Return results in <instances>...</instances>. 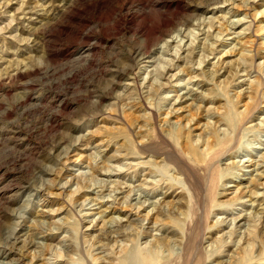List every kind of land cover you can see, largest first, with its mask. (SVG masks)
Returning <instances> with one entry per match:
<instances>
[{"label": "rangeland", "instance_id": "rangeland-1", "mask_svg": "<svg viewBox=\"0 0 264 264\" xmlns=\"http://www.w3.org/2000/svg\"><path fill=\"white\" fill-rule=\"evenodd\" d=\"M98 1L0 0V264H264V0Z\"/></svg>", "mask_w": 264, "mask_h": 264}, {"label": "bare ground", "instance_id": "bare-ground-1", "mask_svg": "<svg viewBox=\"0 0 264 264\" xmlns=\"http://www.w3.org/2000/svg\"><path fill=\"white\" fill-rule=\"evenodd\" d=\"M108 0H99V3H105ZM139 4L142 5L143 7L146 6V3L143 2L142 0L139 1ZM142 12V11H140ZM143 13V12H142ZM144 14V13H143ZM260 14V13H259ZM128 15V14H127ZM140 14L135 13L134 14V18H139ZM151 22V21H150ZM116 23V22H115ZM167 24H169L167 22V20H163L161 23L153 26V27H148L147 25H143V26H138L136 25L135 29L137 30V33L141 35V39H143V42L145 43V45H147L154 37L158 38L160 36V29L162 27H165ZM117 28L120 30V28L117 26ZM261 29H263L264 31V27H261ZM261 32V31H260ZM262 34V33H261ZM147 50V48H146ZM139 203V202H138ZM259 220V219H258ZM194 232V231H193ZM198 234V233H197ZM197 234H193L190 238V240L188 241L187 247L189 251L193 250V247L195 246V244L197 243ZM189 235V234H188ZM189 237V236H188ZM202 258V257H201ZM130 260V259H129ZM146 260H149V257L146 258ZM150 263V262H149Z\"/></svg>", "mask_w": 264, "mask_h": 264}]
</instances>
